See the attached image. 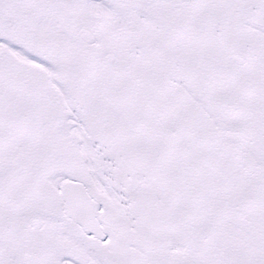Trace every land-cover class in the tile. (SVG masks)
<instances>
[{
  "label": "snow or ice",
  "instance_id": "6c2138e0",
  "mask_svg": "<svg viewBox=\"0 0 264 264\" xmlns=\"http://www.w3.org/2000/svg\"><path fill=\"white\" fill-rule=\"evenodd\" d=\"M0 264H264V0H0Z\"/></svg>",
  "mask_w": 264,
  "mask_h": 264
}]
</instances>
